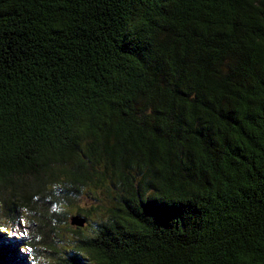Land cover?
<instances>
[{"label": "trees", "instance_id": "1", "mask_svg": "<svg viewBox=\"0 0 264 264\" xmlns=\"http://www.w3.org/2000/svg\"><path fill=\"white\" fill-rule=\"evenodd\" d=\"M57 263L264 264V0H0V264Z\"/></svg>", "mask_w": 264, "mask_h": 264}, {"label": "rangeland", "instance_id": "2", "mask_svg": "<svg viewBox=\"0 0 264 264\" xmlns=\"http://www.w3.org/2000/svg\"><path fill=\"white\" fill-rule=\"evenodd\" d=\"M86 191H87V190H85V192H86ZM75 211H76V209L72 210V212H71L72 215H70V217H69V223H70V226L73 227V230L76 229L75 227L79 226L78 224L73 223V222H74V217H73V216L76 214ZM74 232H75V231H74ZM71 235H72V234H69V233L67 232L66 235H65V237H66V238H67V237L69 238ZM53 263H56V262H53ZM57 264H58V263H57Z\"/></svg>", "mask_w": 264, "mask_h": 264}, {"label": "water", "instance_id": "3", "mask_svg": "<svg viewBox=\"0 0 264 264\" xmlns=\"http://www.w3.org/2000/svg\"><path fill=\"white\" fill-rule=\"evenodd\" d=\"M73 223L82 226V225H84L85 220H84V219H80V218H78L77 216H74V222H73Z\"/></svg>", "mask_w": 264, "mask_h": 264}]
</instances>
